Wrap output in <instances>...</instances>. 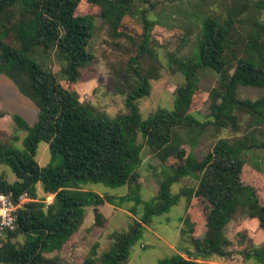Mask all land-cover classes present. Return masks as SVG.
<instances>
[{
	"label": "trees",
	"instance_id": "obj_1",
	"mask_svg": "<svg viewBox=\"0 0 264 264\" xmlns=\"http://www.w3.org/2000/svg\"><path fill=\"white\" fill-rule=\"evenodd\" d=\"M87 1L99 8L100 18L114 34L119 38L127 35L121 29V21L131 12L133 2L139 0ZM197 1L188 0L191 11L186 21L198 28L190 52L179 56L180 44L177 54H169L166 59L168 70L182 77L173 93V107L159 109L144 119L136 101L149 95L150 80L155 78L142 65L150 53L151 38V23L145 12L140 15L143 28L134 44V56L127 62L134 84L125 93L126 112L108 117L93 113L72 88L83 66L94 59L90 51L94 18L77 13L80 0H0V75L9 79L37 108V119L32 125L21 116L12 115L15 132L9 133L8 141H0V164L7 166L16 178L9 182L0 174V193L16 200L21 196L29 199L18 210L16 227L0 237V264H62L58 258L46 254L60 251L76 234L84 221L86 207H93L95 224L99 226L103 216L98 207L116 199L80 190V186L100 182L119 187L135 181L142 150L137 143L139 136L161 161L171 157L177 162L159 183L157 195L143 203L141 221H135L126 234L117 235L110 248L99 256L98 264H126L131 247L143 233V224L149 225L153 218L168 213L181 197L189 202L195 191L191 186L180 192L171 191L184 177L199 179L195 197L205 208L204 236L193 243L200 257L231 256L221 230L238 209L241 214L257 219L264 230V206L254 189L241 181L244 162L235 147L221 142L203 160H197L192 153L187 155L184 148L190 135L208 125L217 129L231 125L236 129L235 116L231 115L234 112L249 116L252 126L264 127V96L256 100L238 97L241 87L264 89V45L261 47L257 39L263 26L252 13L255 36L246 46V56L239 57L234 51L230 55L234 19L230 16L226 24L219 22L202 13ZM249 11L246 2L240 12ZM157 22L170 29L183 26L172 25L164 18ZM127 33L135 36L130 28ZM9 35L12 36L7 39ZM53 62L61 66L60 74L71 89L60 84L51 69ZM204 74L215 75L221 85V89L211 91L215 101L209 107L207 121L189 112ZM18 132L25 133L20 147L16 146L20 140ZM42 142L48 146L49 160L40 166L36 156ZM254 146L264 149V143ZM236 147L240 152L243 142ZM37 185L43 193L40 200ZM48 196H52L49 204ZM120 201L126 200L121 197ZM244 256L245 260L259 258L264 264L263 252L251 250ZM69 264H96V261L86 257ZM159 264L207 263L175 253Z\"/></svg>",
	"mask_w": 264,
	"mask_h": 264
},
{
	"label": "rangeland",
	"instance_id": "obj_2",
	"mask_svg": "<svg viewBox=\"0 0 264 264\" xmlns=\"http://www.w3.org/2000/svg\"><path fill=\"white\" fill-rule=\"evenodd\" d=\"M248 3V14L240 12L242 5ZM198 9L214 17L219 22L234 19L232 24L233 34L229 41V53L239 57L246 56V46L255 36L252 18L255 15L263 26L257 35L258 44L264 45V0H198ZM131 12L121 21V29L127 35L114 34L108 23L99 16V8L87 0H80L77 13L94 18V28L90 42V51L94 56L91 63L83 66L78 81L72 86L79 96V100L93 113L105 114L115 117L126 112L125 93L134 84V78L127 67L128 60L134 56V44L139 40L142 32L140 15L145 12L150 28V53L143 59V70H151L155 78L150 80L151 90L149 95L136 101L139 112L145 119L155 114L159 109L173 107L174 90L181 84L182 77L168 70L166 59L169 54L187 55L198 34V28L193 22L186 21L187 13L191 11L188 0H139L134 1ZM254 13V15L252 14ZM165 19L172 25H183L181 29L166 28L157 21ZM134 30V37L128 35V29ZM138 36L136 37V35ZM12 35H9L11 38ZM131 37V38H129ZM177 54V53H176ZM51 69L58 77L63 87L71 89V85L61 76V66L56 62L51 64ZM218 78L212 74H204L200 78L198 90L195 93L189 112L201 121H207L209 107L215 101L212 90L221 89ZM264 96V89L241 87L238 97L256 100ZM21 116L30 125L37 119V108L27 98L22 96L14 84L6 77L0 75V141H8L9 133L15 132L12 115ZM235 116L237 128L228 125L226 129H217L211 125L203 128L201 132L190 135V141L184 145L185 152L193 154L197 160H203L221 142H226L235 147L238 157L244 162L241 181L244 185L254 189L259 203L264 206V149H257L255 143H264V127L251 125L249 116L242 112L231 113ZM231 116L229 115L228 121ZM230 122V121H229ZM20 140L16 143L20 147L24 132L16 133ZM144 140L138 137L137 143L142 146L139 167L134 172L136 180L119 186L110 187L103 183L84 184L80 190L90 191L103 198H116L115 201H105L98 207L103 221L98 226L95 224L93 207L85 208V217L82 225L60 251L46 254L48 257L58 258L62 264L79 261L91 257L98 264L99 256L110 248L117 235L126 234L135 221H141L143 203L153 199L158 192L159 183L166 178L169 167L176 164L174 158L166 162L161 161L150 148L145 147ZM243 142V149L239 152L236 147ZM36 160L40 166L49 160L48 146L46 143L38 145ZM0 174L9 182L16 178L11 170L0 164ZM191 186L197 190L199 179L184 177L179 183L171 187L173 193ZM187 202L180 198L177 205L168 213L155 217L151 223L143 224V233L136 244L130 249V258L126 264H159V262L177 253L184 258H195L198 262L207 264H262L259 258L252 257L245 260V254L254 250L264 253V230L259 227L257 219L249 214L236 211L222 228V238L226 240V247L232 254L228 258L212 256L202 258L194 240L204 236L203 204L195 197ZM43 193L37 185V199ZM124 197L126 201L121 202ZM52 200V197L51 199ZM106 200V199H105ZM120 201V202H119ZM26 202V201H25ZM77 254L74 258L73 255Z\"/></svg>",
	"mask_w": 264,
	"mask_h": 264
},
{
	"label": "built area",
	"instance_id": "obj_3",
	"mask_svg": "<svg viewBox=\"0 0 264 264\" xmlns=\"http://www.w3.org/2000/svg\"><path fill=\"white\" fill-rule=\"evenodd\" d=\"M52 196H48L46 203H51ZM29 199L25 196H21L18 200L10 198L9 196L0 193V237L6 231L13 230L17 223L18 210L24 207V204Z\"/></svg>",
	"mask_w": 264,
	"mask_h": 264
}]
</instances>
